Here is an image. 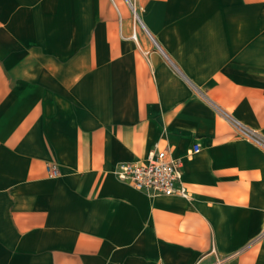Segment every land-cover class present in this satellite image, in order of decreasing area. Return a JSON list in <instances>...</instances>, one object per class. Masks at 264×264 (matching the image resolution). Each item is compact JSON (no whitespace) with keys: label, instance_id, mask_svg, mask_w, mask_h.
I'll list each match as a JSON object with an SVG mask.
<instances>
[{"label":"crops","instance_id":"obj_1","mask_svg":"<svg viewBox=\"0 0 264 264\" xmlns=\"http://www.w3.org/2000/svg\"><path fill=\"white\" fill-rule=\"evenodd\" d=\"M132 3L0 0V264H264V0Z\"/></svg>","mask_w":264,"mask_h":264},{"label":"built area","instance_id":"obj_2","mask_svg":"<svg viewBox=\"0 0 264 264\" xmlns=\"http://www.w3.org/2000/svg\"><path fill=\"white\" fill-rule=\"evenodd\" d=\"M126 1L133 15L137 17L132 0ZM227 118L234 124L239 136L256 143H264V138L258 137L256 131L230 115H227ZM199 150V144L194 143L189 154L197 153ZM46 174L50 178L59 175V167L55 161L46 163ZM114 174L119 180L128 182L139 190L165 195L177 194L184 198L191 197V193L182 181L180 159L173 157L166 148H160L158 143H154L145 161L119 163ZM222 261L217 259L213 264H222Z\"/></svg>","mask_w":264,"mask_h":264},{"label":"rangeland","instance_id":"obj_3","mask_svg":"<svg viewBox=\"0 0 264 264\" xmlns=\"http://www.w3.org/2000/svg\"><path fill=\"white\" fill-rule=\"evenodd\" d=\"M116 1H120V2L124 3V1H126V0H116ZM126 2H127V1H126ZM136 14H137V12H136ZM132 16H133V18L136 19V17L133 15V13H132ZM137 16H138V14H137Z\"/></svg>","mask_w":264,"mask_h":264}]
</instances>
